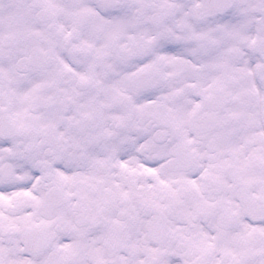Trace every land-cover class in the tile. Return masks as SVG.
Segmentation results:
<instances>
[{
	"label": "snow or ice",
	"instance_id": "snow-or-ice-1",
	"mask_svg": "<svg viewBox=\"0 0 264 264\" xmlns=\"http://www.w3.org/2000/svg\"><path fill=\"white\" fill-rule=\"evenodd\" d=\"M0 264H264V0H0Z\"/></svg>",
	"mask_w": 264,
	"mask_h": 264
}]
</instances>
